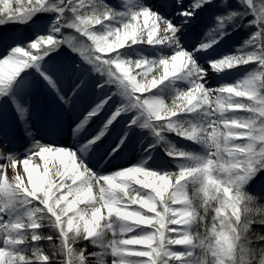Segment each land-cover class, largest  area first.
<instances>
[{
  "label": "snow or ice",
  "instance_id": "snow-or-ice-1",
  "mask_svg": "<svg viewBox=\"0 0 264 264\" xmlns=\"http://www.w3.org/2000/svg\"><path fill=\"white\" fill-rule=\"evenodd\" d=\"M0 264H264V0H0Z\"/></svg>",
  "mask_w": 264,
  "mask_h": 264
},
{
  "label": "rangeland",
  "instance_id": "rangeland-1",
  "mask_svg": "<svg viewBox=\"0 0 264 264\" xmlns=\"http://www.w3.org/2000/svg\"><path fill=\"white\" fill-rule=\"evenodd\" d=\"M111 2L115 3L116 0H111ZM25 31H27V30H25ZM240 75H241V73H234L231 77L228 78L229 82H234V80L237 79ZM10 140L12 141V143L10 144V147L17 148L19 146V142L15 137L14 138L12 137ZM43 234H48V230L44 229ZM40 246L43 247L41 244H40ZM43 248L47 249L48 247L47 248L43 247ZM91 250H92L91 247H89V251H91Z\"/></svg>",
  "mask_w": 264,
  "mask_h": 264
},
{
  "label": "trees",
  "instance_id": "trees-1",
  "mask_svg": "<svg viewBox=\"0 0 264 264\" xmlns=\"http://www.w3.org/2000/svg\"><path fill=\"white\" fill-rule=\"evenodd\" d=\"M45 235H47V234H45ZM41 245L43 246V247H48V244H47V242H41Z\"/></svg>",
  "mask_w": 264,
  "mask_h": 264
},
{
  "label": "bare ground",
  "instance_id": "bare-ground-1",
  "mask_svg": "<svg viewBox=\"0 0 264 264\" xmlns=\"http://www.w3.org/2000/svg\"><path fill=\"white\" fill-rule=\"evenodd\" d=\"M12 137H10V139H11ZM14 138V137H13ZM53 171L55 170V169H52Z\"/></svg>",
  "mask_w": 264,
  "mask_h": 264
}]
</instances>
